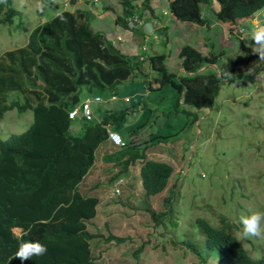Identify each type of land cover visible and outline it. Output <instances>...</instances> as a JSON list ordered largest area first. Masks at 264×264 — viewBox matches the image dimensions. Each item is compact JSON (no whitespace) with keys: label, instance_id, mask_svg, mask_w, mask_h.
Instances as JSON below:
<instances>
[{"label":"trees","instance_id":"16d2710c","mask_svg":"<svg viewBox=\"0 0 264 264\" xmlns=\"http://www.w3.org/2000/svg\"><path fill=\"white\" fill-rule=\"evenodd\" d=\"M58 1L65 5V0ZM68 1L74 5L73 10L64 7L32 29L25 45L0 54V121L13 110L18 114L30 111L33 116L25 131L0 139V264H21L14 254L26 240L39 241L48 251L25 264H98L104 258L102 251L97 250L100 242H125V238L113 235L100 239L101 235L88 230V224L97 216L100 199L94 193L83 192L80 185L96 167L98 158L106 177L94 188L113 186L139 162L144 198L168 193L162 201L164 212L156 213L145 200L143 214L151 217L156 226L169 220L171 228H177L171 202L177 186H169L174 167L153 159L152 150L189 129L198 121L200 111L211 109L222 82L249 78L264 70V59L242 41L239 48L243 53L227 60L221 59L224 51H214L210 38L202 42L208 53L185 45L172 56L166 50L170 28L155 16L149 0L141 4L120 0L121 12L116 14L115 24L144 37L135 25L147 23L149 16L157 18L153 31L159 38L156 42L166 51L151 50L146 56L140 52L131 58L104 33L93 30L92 9L96 10L99 0H85L79 8L76 0ZM213 1L218 7L212 8V16H206L204 9ZM167 3L170 21L175 19L207 31L211 21L222 28L227 24L234 27L239 21L255 18L264 8V0ZM109 9L102 5L103 12ZM18 14L11 0H0V25H12ZM233 34L236 31L231 30L230 36ZM171 64L176 67L171 68ZM209 65H215L216 72L210 68L196 74ZM134 80L140 81L131 93L135 103L132 98L128 103L110 101L118 96L120 85ZM166 90L171 94L165 95ZM157 92L161 111L147 103L146 95ZM98 96L103 102L90 103V121H85L81 113L73 121L68 118L69 111ZM103 103L105 106L96 109V113L94 108ZM159 112L168 117L161 123L157 121ZM181 115L187 118L182 127L173 134L164 133V127L172 128L170 118ZM77 127L83 128L81 134L75 130ZM108 127L121 136L122 146L107 139ZM127 207L131 209L128 204ZM194 224L196 232L204 237L203 242L197 244L188 238L179 243L180 249L187 250L193 258L190 264H264V256L252 257L247 252L234 234L238 226L225 218H221L220 226L202 218L191 222ZM141 250L138 248L134 256Z\"/></svg>","mask_w":264,"mask_h":264},{"label":"rangeland","instance_id":"374dc122","mask_svg":"<svg viewBox=\"0 0 264 264\" xmlns=\"http://www.w3.org/2000/svg\"><path fill=\"white\" fill-rule=\"evenodd\" d=\"M11 1L19 14L14 18L12 25H0V54L25 45L30 31L39 23L51 19L64 10V7L67 10H73L74 7L68 0H65L66 6L58 0ZM76 1L78 8L82 7L79 4L85 2ZM131 1L141 4L144 0ZM167 1L149 0L155 16L159 17L163 26L170 28L169 48L166 50L172 56H176L185 45L208 53L202 46V42L208 38L209 42L213 43L216 53L220 49L224 51L222 60L243 53L239 48L240 41L247 43L252 49L255 48L250 33L254 22L264 23V8L255 18L239 21L234 27L227 24V27L222 28L217 22L211 21L212 26L207 31L193 24L192 26L181 24L172 18L170 21V14L165 11ZM119 4L120 0H99L95 6L96 10L92 9L93 30L104 33L131 58L134 52L142 54L143 46L146 48L144 55L152 52L151 49L154 50L155 47L158 51L165 52L164 46L155 42L159 38L156 35V39L153 38L151 24L153 26L157 18L149 16L147 26L139 24L137 27L143 35L148 34L147 38L128 33L115 24L116 14L121 12ZM102 5L110 9L103 12ZM217 7L215 1L209 8L205 7L204 11L206 10L208 14L206 16H212V8ZM229 28L236 31V34L238 32L239 36L236 34L230 36ZM118 38L122 42L118 43ZM170 66L173 69L176 67L172 64ZM137 82L140 81L134 80L132 83L128 81L120 85L117 88L118 97H130L138 86ZM169 91L166 90L165 95L171 94ZM148 95L147 103L161 111V100V105L157 106L159 93ZM80 96L83 97L84 92ZM131 98L135 103V96ZM104 106V103L98 104L94 109ZM96 113L99 112L96 110ZM158 116L157 121L161 123L163 118L160 112ZM174 117L169 121L172 128L164 127V133H175L187 119L183 115ZM32 121L30 111L23 114H18L15 110L5 113L0 121V139L22 133ZM75 130L81 134L83 128L77 127ZM150 155L153 159L166 161L174 167L175 175L169 186L174 183L177 186L175 192H172L175 196L171 202L172 215L178 220L179 225L177 228H171L169 220H164L156 226L152 223L151 217L143 214L142 201L146 199L142 195L139 181V162L131 168L129 175L123 177L125 185L118 195L115 194L114 185L94 188L95 184H102L106 177L104 176L106 171L101 172L102 165L98 158L96 167L80 185L83 192L94 193L100 199L97 216L88 224V230L101 235L100 239L109 235L125 238V242L121 243L100 242L97 250L102 251L104 258H100L98 264H190L194 261L193 258L188 255L187 250L180 249L179 243L188 238L197 244L203 242L204 237L196 232L198 229L196 224L191 225L197 218L205 219L213 226H220L221 218H225L227 222L238 226L234 234L252 257L264 256V238H242L239 224V217L242 215L257 210L264 212V70L249 78L222 82L213 107L200 111L196 123L183 130L178 137L166 142L165 146L153 149ZM132 185L134 188H131ZM167 196L166 191L158 197H150L146 202L156 213H161L165 209L162 201ZM15 234L18 235L19 231L16 230ZM158 244L159 247L156 248ZM138 248L143 250L136 257L134 254ZM209 264L214 262L211 261Z\"/></svg>","mask_w":264,"mask_h":264},{"label":"clouds","instance_id":"9594fccd","mask_svg":"<svg viewBox=\"0 0 264 264\" xmlns=\"http://www.w3.org/2000/svg\"><path fill=\"white\" fill-rule=\"evenodd\" d=\"M167 5H168V3H166V7H167ZM165 11L167 13H169L168 9H166ZM140 24L142 26H147V23H140ZM184 24H189V23H184ZM138 26L139 25H135V27H138ZM153 26L151 24V27L154 30ZM128 33H130V32H128ZM153 33H154V31H153ZM237 35H238V32H237ZM250 35H251V40H252L253 44L255 45L254 53H257L261 59H264V23L254 22L252 25V31H251ZM118 40L122 41L120 38H118ZM142 49L143 50H141V51L145 52L144 46ZM208 68H213L215 71L217 70V67L215 65H209V66H206L204 68H201L198 71L199 73L197 72L196 74H200L201 72L206 71ZM127 97L126 98H119L118 96H113L110 98V101L116 100V98H117L118 101H123L124 103H128L130 101L131 97H129V96H127ZM112 98H115V99H112ZM101 102H103L102 99H101ZM108 130L113 131L111 129V127H108L107 131ZM113 132H115V131H113ZM121 180L122 179L118 180L117 182H115L113 184L114 185L113 187L115 189L117 188L119 190L118 194L120 193V189L122 187H124V184H125V182L122 180L123 184L119 185L118 182ZM118 194H116V195H118ZM239 224L241 226L240 235L242 238H253V237L264 238V212L257 210V211H252L247 215H242L239 217ZM15 231L16 230H14V232ZM17 231H19V230H17ZM19 234H20V231H19ZM47 251H48L47 246L42 244L41 242L26 240V241H23L22 243L19 244L18 249L14 254V259L19 260L21 262V264H25V262H27V261H32L34 257H41V256L46 255Z\"/></svg>","mask_w":264,"mask_h":264},{"label":"built area","instance_id":"2783aa9c","mask_svg":"<svg viewBox=\"0 0 264 264\" xmlns=\"http://www.w3.org/2000/svg\"><path fill=\"white\" fill-rule=\"evenodd\" d=\"M115 99V98H112ZM91 102H95V103H100L101 102V98L100 97H95L91 99H87L85 100L83 103H81L80 105H78L76 108H74L73 110L69 111L68 113V118L70 120H74L77 118L78 114L81 113L82 117L85 121H90L92 119V113H91V109H90V103ZM107 139L115 146H122L123 145V141L120 137V135L116 132L107 131ZM119 185L123 184V181H119L118 182ZM118 189H115V194L118 193Z\"/></svg>","mask_w":264,"mask_h":264},{"label":"crops","instance_id":"0c3cea01","mask_svg":"<svg viewBox=\"0 0 264 264\" xmlns=\"http://www.w3.org/2000/svg\"><path fill=\"white\" fill-rule=\"evenodd\" d=\"M142 33H143V32H142ZM144 33H145V32H144ZM147 35H148V34H145V35H144V37H146V38H147ZM153 38H155V39H156V36H155V35H153ZM156 41H157V40H155V42H156ZM121 42H122V41H121ZM157 45H159V44H157ZM144 48H145V47H144ZM145 49H146V48H145ZM151 50H153V49H151ZM154 50H157V51H158L157 47H155V48H154ZM135 53H140V52H134V54H135ZM137 55H138V54H137ZM179 71H182V70H179ZM144 94H145V93H144ZM126 97H127V96H124L123 98H126ZM127 98H128V97H127ZM136 98H137V97H136ZM112 101H114V102H121V101H118V99H117V98H116V100H112ZM122 102H123V101H122ZM165 117H166V116H165ZM165 117H162V118H163V120H164V118H165ZM167 118H168V117H167ZM167 118H165V119H167ZM167 134H169V132H167ZM170 134H171V133H170ZM165 145H166V144H165ZM165 145H164V146H165ZM161 146H163V145H161Z\"/></svg>","mask_w":264,"mask_h":264},{"label":"water","instance_id":"95a60500","mask_svg":"<svg viewBox=\"0 0 264 264\" xmlns=\"http://www.w3.org/2000/svg\"><path fill=\"white\" fill-rule=\"evenodd\" d=\"M202 70H203V69H202ZM202 70H201V71H202ZM198 73H199V72H198Z\"/></svg>","mask_w":264,"mask_h":264}]
</instances>
